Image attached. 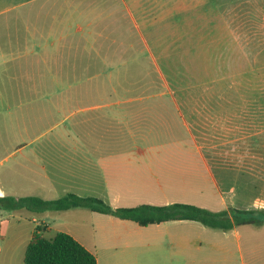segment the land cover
<instances>
[{
    "label": "rangeland",
    "instance_id": "374dc122",
    "mask_svg": "<svg viewBox=\"0 0 264 264\" xmlns=\"http://www.w3.org/2000/svg\"><path fill=\"white\" fill-rule=\"evenodd\" d=\"M50 2L45 6L42 1L45 8L40 13V26L46 10L52 12L48 15L52 19L60 9L66 22L70 13L79 9L75 22L84 26L93 18L90 12L95 2L102 6L106 1ZM40 3L13 12L7 16L12 17L9 21L0 18V51H8L3 47L12 42V59H0L1 73L12 69V80L0 79V180L8 196L43 200L66 196L59 185L68 184L72 178L69 175L76 169V156L83 153L86 157L80 171L89 174V147L104 132V125L88 120L102 113L89 111L90 107L139 103L174 110L164 113L166 122L156 120L153 126L145 127L152 133L151 143L146 137L144 145L135 142L132 146L145 149L150 144L156 152L187 155L186 160L178 161L186 163L188 170L185 188H179L175 198L185 196L183 200L200 206V193L208 189L221 194L235 190L236 196L229 194L225 199L230 207L244 205L253 196L264 197V0H190L187 8L178 7L177 14L148 31L123 33L104 30L106 26L101 23L94 26L95 40L90 39L92 44L85 49L79 47L80 56L77 48L57 46L39 49V55H26L25 50L32 49L18 45L31 40L30 32L23 31L28 24L24 16L33 8L28 16L39 17ZM81 34L71 35L62 43L90 38ZM36 39L39 41L38 36ZM179 114L182 118L178 119ZM206 167L212 182L203 176ZM52 181L58 188L47 193ZM68 192L96 197L90 191ZM12 213L26 220L34 217L40 223L44 217L26 209H0L2 218L11 222ZM48 217L51 231L46 233L42 224L38 225L45 239H53L58 230L84 244L91 242L95 231H110L109 219H113L86 208L48 211ZM133 225L160 235L161 257L148 250L145 258L150 264L176 263L168 247V234L192 232L194 247H199L203 242L200 233L213 231L195 222L145 228ZM239 231L242 243L249 241L248 234L256 235L257 263L264 264L260 252L264 248V225L242 226ZM234 254H217L216 258L221 264L227 260L238 264L240 256ZM243 255L248 261L245 252ZM204 256L194 249L189 264H204Z\"/></svg>",
    "mask_w": 264,
    "mask_h": 264
},
{
    "label": "crops",
    "instance_id": "0c3cea01",
    "mask_svg": "<svg viewBox=\"0 0 264 264\" xmlns=\"http://www.w3.org/2000/svg\"><path fill=\"white\" fill-rule=\"evenodd\" d=\"M42 1L0 0V18H5V21H9L12 18L7 16L13 12L16 13L21 9L41 2L36 13L39 14V17L28 16L32 13L33 8L28 13L26 12L24 16H27L25 19L28 20L25 23L28 24L23 31L30 32L31 40L26 39L25 42L18 43V45L21 46L20 48L32 49L30 51L25 50L26 55H39L41 53L39 49L53 48L55 46L67 50L77 48L79 55L80 46L85 49L87 45L90 46L92 44L90 39L95 40L92 38L95 33L93 32V27L100 23L106 26L104 30L111 29V31L123 33L127 31H148L150 27L158 22L170 19L172 17L171 14H177L178 7L187 8L190 0H113V3L105 0L106 2L102 6L95 2L90 12L93 18L84 26L75 22V15L80 13L79 9L77 12L75 10L74 14L70 13L68 22L62 17L63 9L55 11L56 15L53 12L54 17L52 19L48 17L52 12L46 10L44 12L46 14L44 17L45 21L40 26V13L44 7ZM48 1H52L50 3L54 5L62 0H45V6L48 5ZM81 33H86L90 38L82 37L83 40H78L77 43H62L71 35H83ZM36 36H38L39 41ZM51 38L52 41H48ZM42 40L45 42L41 43ZM0 48L2 49L1 44ZM3 48H8V51H0V59L9 58L11 60L12 42H9ZM2 78L12 80V69L0 72V79ZM173 108L176 109V106H173ZM89 111L102 112L99 115L89 116L88 120L96 122V124L93 123L95 125H104L102 127L104 132H100V135L97 136L99 138L92 141L94 145L89 147L90 157L88 159L90 162L87 165L90 170L89 174H82L80 171V167H83L84 161L87 159L83 153H79L73 164L76 169L72 175H69L73 179H69L66 185L65 183L59 185L61 192L74 194L68 191L77 193L90 191L95 193V198L102 200L111 208H132L140 205L163 206L173 203L191 204L183 200L185 196L175 198L179 194V188H182V186L183 189L185 188L183 183L185 173H187L186 170H188L187 165L186 163L178 162L187 159L185 153L178 151L156 152L153 151L155 146L150 144H147L148 147L145 149H138L132 146L135 142L144 145L145 143L143 142L146 137L149 138L148 143H151L150 137L152 133L148 132V127L145 131V127L148 125L150 127L153 126L152 123L156 120L166 122L165 120L168 116L164 113L174 110L166 109V107L160 105L108 103L90 107ZM177 118L182 117L179 114ZM160 134L161 131L155 133V136L158 137ZM208 169L206 167L203 176L212 182ZM253 172L254 174L250 173V175H256L257 169ZM52 182L53 185L46 190L47 193L58 188V186H55L56 182ZM179 184L182 185L180 186ZM228 192L227 190L222 195L218 190L212 192V189H208V192L200 193V201L202 203L199 204V207L213 212L229 209L264 210V197L259 199L257 196L250 197L244 205L238 204L235 206L229 204L230 207H228L225 200L227 195L236 196V193H238L235 190ZM74 195L80 197L78 194ZM0 197H12L6 194L1 180ZM211 200L214 202L213 204H210ZM212 206H216V208H212ZM42 214H44V217L41 223L34 217L27 220L22 216L17 218V215L13 213L11 222L9 219L2 218V214H0V264H23L26 247L36 227L42 224L46 233L51 231L48 211ZM110 217L113 218L109 219L111 223L110 231H103L99 234L95 231L91 242L88 244L79 242L95 256L97 264H150L145 258L148 250L161 257L163 245L160 235L156 237V234L151 235L140 231L134 227L133 224H136L134 222L120 220L113 216ZM175 222L178 224L177 226H180L187 221ZM27 223L31 224L30 227L26 225ZM166 223L150 226H160ZM251 227L255 228L256 226ZM239 229L240 227H235L229 231L213 230L212 233L202 231L200 235L201 238L203 236V242L199 247L196 245L194 247L192 232L179 231L170 233L167 235V240H169L168 247L172 250V256L176 260L175 264H189L188 257H190L194 249L205 253L201 260V263L204 262V264H221L218 257L216 258L217 254L232 257L235 255L234 253L240 256L238 264H258V253L255 244L256 235L254 233L248 234L249 243H242L243 235ZM58 232L61 231L57 230ZM262 239L264 240V236ZM251 240H254V242ZM243 252L249 257L248 261H245ZM260 252H262L261 256L264 257V248H261ZM19 256L21 260H19ZM222 257L224 258V256ZM225 260L227 259L225 258ZM226 263L229 264L228 260Z\"/></svg>",
    "mask_w": 264,
    "mask_h": 264
},
{
    "label": "trees",
    "instance_id": "16d2710c",
    "mask_svg": "<svg viewBox=\"0 0 264 264\" xmlns=\"http://www.w3.org/2000/svg\"><path fill=\"white\" fill-rule=\"evenodd\" d=\"M73 208H86L92 212L134 222L141 227L175 221L195 222L206 228L221 231L242 226L264 225V210L229 209L213 212L184 203L111 208L100 199L79 197L74 194H67L56 200H43L38 197H0V209L7 211L26 209L30 213H43ZM41 231L40 226L36 227L26 247L23 264H97L95 256L69 234L58 232L53 239L48 240L42 236Z\"/></svg>",
    "mask_w": 264,
    "mask_h": 264
}]
</instances>
